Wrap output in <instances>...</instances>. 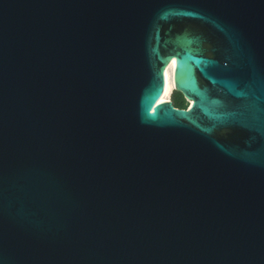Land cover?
Here are the masks:
<instances>
[{
    "label": "water",
    "instance_id": "obj_1",
    "mask_svg": "<svg viewBox=\"0 0 264 264\" xmlns=\"http://www.w3.org/2000/svg\"><path fill=\"white\" fill-rule=\"evenodd\" d=\"M0 264H264V0H0Z\"/></svg>",
    "mask_w": 264,
    "mask_h": 264
},
{
    "label": "bare ground",
    "instance_id": "obj_2",
    "mask_svg": "<svg viewBox=\"0 0 264 264\" xmlns=\"http://www.w3.org/2000/svg\"><path fill=\"white\" fill-rule=\"evenodd\" d=\"M174 69H175V60L171 63L169 68L166 71V83H165V90L162 98L160 99L159 103L170 101L169 96L172 93V91L175 89L174 84ZM190 106L192 105V102L190 101Z\"/></svg>",
    "mask_w": 264,
    "mask_h": 264
},
{
    "label": "trees",
    "instance_id": "obj_3",
    "mask_svg": "<svg viewBox=\"0 0 264 264\" xmlns=\"http://www.w3.org/2000/svg\"><path fill=\"white\" fill-rule=\"evenodd\" d=\"M173 103L177 108L187 109L188 102L184 99V97L180 93H175Z\"/></svg>",
    "mask_w": 264,
    "mask_h": 264
},
{
    "label": "rangeland",
    "instance_id": "obj_4",
    "mask_svg": "<svg viewBox=\"0 0 264 264\" xmlns=\"http://www.w3.org/2000/svg\"><path fill=\"white\" fill-rule=\"evenodd\" d=\"M175 93H176L175 90H173L172 93L170 94V96H169L170 101H173ZM189 107H190V103L188 105V108Z\"/></svg>",
    "mask_w": 264,
    "mask_h": 264
},
{
    "label": "flooded vegetation",
    "instance_id": "obj_5",
    "mask_svg": "<svg viewBox=\"0 0 264 264\" xmlns=\"http://www.w3.org/2000/svg\"><path fill=\"white\" fill-rule=\"evenodd\" d=\"M188 105H189V103H188Z\"/></svg>",
    "mask_w": 264,
    "mask_h": 264
}]
</instances>
